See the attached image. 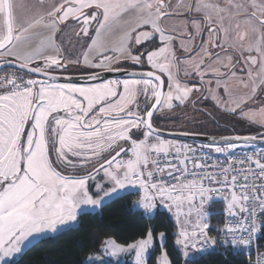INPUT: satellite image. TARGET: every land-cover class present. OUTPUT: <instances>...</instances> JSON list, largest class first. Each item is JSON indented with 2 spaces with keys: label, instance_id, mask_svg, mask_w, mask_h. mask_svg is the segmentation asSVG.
<instances>
[{
  "label": "snow or ice",
  "instance_id": "6c2138e0",
  "mask_svg": "<svg viewBox=\"0 0 264 264\" xmlns=\"http://www.w3.org/2000/svg\"><path fill=\"white\" fill-rule=\"evenodd\" d=\"M175 18L183 24L169 31L165 22ZM69 20L75 22L76 37L88 38L83 65L123 72L126 78L86 86L60 82L56 70L80 64L61 56L56 43ZM205 33L210 39L203 38ZM177 38L189 54L182 59L173 44ZM236 64L247 77L237 82L244 89L251 82L250 91L238 97L228 87L237 77ZM142 65L150 70H134ZM177 65L201 85L214 82L215 90L207 89L211 98L235 112L255 96L258 84L264 85V0H178L175 5L172 0H0V69H13L0 75V264H18L17 257L30 247L76 230L80 215L96 214L130 192L139 196L134 210L151 216L159 201L175 215L180 227L174 245L184 264H199L217 244L203 212L212 193H228L221 198L236 221L221 230L222 242L237 249L251 245L264 230V158L247 156L248 169L241 160L239 170L229 164L216 175L188 145L170 156L171 142L160 138L153 117L200 91L175 78ZM89 79L98 80V73ZM220 88L227 101L217 95ZM242 115L256 122L255 111ZM258 115L264 125V108ZM255 139L223 138L228 149L235 147L231 141L250 144ZM214 150L225 152L219 146ZM70 168L75 174L68 173ZM193 214L195 225L185 227ZM153 231L126 246L105 240L103 253L89 256V264L125 252L134 253V264H148ZM158 239L163 247L165 233ZM156 264H172L170 254L161 252Z\"/></svg>",
  "mask_w": 264,
  "mask_h": 264
},
{
  "label": "rangeland",
  "instance_id": "374dc122",
  "mask_svg": "<svg viewBox=\"0 0 264 264\" xmlns=\"http://www.w3.org/2000/svg\"><path fill=\"white\" fill-rule=\"evenodd\" d=\"M172 2L174 5L176 4L175 0H172ZM194 2L195 0H190L189 4H194ZM182 12H185V14L188 16L196 15L195 13L186 12V10ZM74 23L75 22L71 20L70 25L67 30L68 34L66 35L68 36V43H67V36L64 34V32L63 34L59 33L57 37V41H56V43L60 45V47L62 48L61 53L64 57H66L67 61L79 60L78 49L75 48V44H76V36L74 35L75 29L72 27ZM182 24L183 22H181L180 20H177L175 22L169 21L168 25H172V26H169L168 28L169 30H171L173 26L181 27ZM188 30L191 31L190 26ZM61 38H65L66 43H62L63 40ZM203 38L210 39L207 33L204 34ZM200 40H201V37L197 36L195 43L199 44ZM173 44L175 45V49L177 52V58L182 59L183 55H185L186 53H184L183 49L180 47L181 43L180 44L173 43ZM208 47H211V45L209 44ZM212 50L214 52L219 51L218 49H212ZM232 54L234 56H239V53H232ZM245 55H247V53H245ZM67 66L69 67L68 69H66L67 68L66 67L63 70H56L55 75L71 77V76H82L90 72H94V71H85L81 69V67H79V64H75V63H68ZM183 68H184L183 65H177L176 68H173L172 71H173L175 78L178 79L181 82V84H185L188 86H192V85L199 86L200 91L194 90L189 100H187L184 104H179L178 101H173L172 109H167L166 107H162L160 111H158L156 115L157 117L154 121V127L157 128V130L164 131V132H171V133H188V134H199V135H205V136H214L217 133H230V132H236L237 135L240 137H253V136L264 134V125H262L259 122L260 117L258 115L259 110L261 108H264V85L258 84L255 96L252 99L248 100V102L243 104L240 108H237L235 112H231V111L225 110V107L218 106L217 101L212 99L211 95L207 91L209 87L215 90L214 82L212 85H208L207 83H205L204 85H201L198 77H195L194 74L186 76L184 74ZM142 69H144L145 71L150 70L146 65H142ZM233 70L237 72V77L235 79L228 81V87L231 93L233 94V96L238 97L250 91L251 82L249 83V88L244 89L237 82L240 79H247L246 75L241 72V65L236 64ZM11 71H13V69L7 70V72H11ZM99 71L102 72V70H99ZM246 71L247 69L244 70L245 73ZM254 71H255V68H254ZM161 78L165 80V93H166L168 91V88L166 86L167 77L166 75H162ZM208 78L209 77H206V79ZM217 95L220 96L222 100L224 101H227L229 99V97L225 95L223 88H220L219 90H217ZM203 96L207 98L204 97V99H202ZM139 99L143 101L144 97L141 96L139 97ZM227 107L230 108L232 107V105L228 104ZM249 111H255L257 113V115L255 116L256 122H251L249 121V119L245 118L242 115V112H249ZM249 127H251L252 130ZM255 129H257L260 133H255L254 132ZM133 133L136 134L135 129H133ZM162 140L171 142L172 146L170 147L169 154H172L175 152L176 150L175 147L177 145H180V144L186 145V143H182L179 141H173V140H168V139H162ZM121 143H124V142H121ZM125 147H128V145L125 144ZM196 147L202 148L203 150L208 151L210 154L217 155V156L225 154L234 149V148L232 149L225 148V152L217 153L214 150L215 148H206V147H200V146H196ZM237 148L244 149L248 147L240 146ZM75 171H76L75 169L70 168L68 170V173L75 174ZM97 179H99V177ZM223 203L227 207V202L224 199H223ZM157 204H159V201H157ZM185 210H186V207H185ZM161 211L168 212L164 208ZM208 217H209L208 212L204 211V220L207 223H209ZM189 219L191 223L185 225V227L191 228L196 223V215L193 214ZM183 220H184V217L182 216L181 222H183ZM176 224L179 230L180 225L177 223V220H176ZM59 234H54L50 238H46L42 241L54 238ZM103 242L104 241L99 240V244L102 247L101 253H103ZM158 243L160 245L159 239H158ZM164 244H165V241H164ZM154 250H155V242H154L153 248L150 249L148 253V260L150 256L153 254ZM22 255H19L17 257V261L21 259ZM129 259H131V261H127ZM134 259L135 257H134L133 252H125V253H120L118 258H112L110 256L104 255L103 260L95 261V264H134ZM87 264H89V262H87Z\"/></svg>",
  "mask_w": 264,
  "mask_h": 264
},
{
  "label": "trees",
  "instance_id": "16d2710c",
  "mask_svg": "<svg viewBox=\"0 0 264 264\" xmlns=\"http://www.w3.org/2000/svg\"><path fill=\"white\" fill-rule=\"evenodd\" d=\"M254 132L260 133L257 129ZM231 135L238 136L236 132ZM138 199L137 194H128L112 201L96 214L79 216V227L76 230L64 231L29 248L18 264H87L89 256L101 253L99 240L114 239L118 244L126 246L144 237L149 229L154 230L155 250L148 264H156L163 251L170 254L172 264H184L174 245V237L178 231L175 221L166 212H157L153 217H148L141 211L134 210L132 206ZM206 212L209 214V235L214 237L223 225L227 207L223 202H217L211 204ZM160 232L165 233L163 247L158 243ZM249 262L250 258L241 251L219 248L199 260V264H249Z\"/></svg>",
  "mask_w": 264,
  "mask_h": 264
},
{
  "label": "built area",
  "instance_id": "2783aa9c",
  "mask_svg": "<svg viewBox=\"0 0 264 264\" xmlns=\"http://www.w3.org/2000/svg\"><path fill=\"white\" fill-rule=\"evenodd\" d=\"M186 145L196 149L195 159L198 162L205 164L207 171H211L216 175H220L221 170L223 168L229 167V164L234 165L235 168L239 170L241 168V164H240L241 160L245 161L242 167L244 169H248L250 165L246 160L247 156H253L254 158H256L257 155L260 154L261 157L264 158V146L248 147L244 149L234 148L233 150L225 154L217 156V155L210 154L208 151L203 150L202 148H198L194 145H191V144H186ZM175 154L176 153L174 152L170 154V156H174ZM191 168H192V165L189 164V169ZM230 175H231V170H230ZM165 178L170 180V178L167 177L166 174H165ZM205 184H207V181H205ZM211 195H212V200L205 203L203 212L206 211L210 207L211 204L217 203V202H223V199L221 198V196L228 195V193H212ZM235 222H236L235 219L232 217H229L227 215V212L224 214L223 225L220 229L217 230V233L214 236L217 239V244L215 246H210L207 252L203 256L212 254L218 248L219 249H234V250L245 253L250 258L249 264H264V250H263L264 230L260 231L256 235L251 245L247 248L241 247L237 249V248H233L231 246L225 245L222 242L223 232L221 230L224 229L225 225L234 224Z\"/></svg>",
  "mask_w": 264,
  "mask_h": 264
},
{
  "label": "water",
  "instance_id": "95a60500",
  "mask_svg": "<svg viewBox=\"0 0 264 264\" xmlns=\"http://www.w3.org/2000/svg\"><path fill=\"white\" fill-rule=\"evenodd\" d=\"M7 69V68H6ZM12 69V68H11ZM4 69H0L3 71ZM139 72V71H137ZM91 75V74H90ZM90 75H83V76H57L62 83H73L76 84L77 86H86L89 84H98V83H105L108 80H115V79H124L125 74L123 72L116 73V72H98L99 79L96 81H91L89 79ZM163 79V78H162ZM165 92V87L163 89ZM157 114V113H156ZM154 115V117L156 116ZM153 117V119H154ZM158 134L160 138L162 139H168V140H173V141H179L182 143L186 144H192L196 146L203 147L207 145L208 147L206 148H215L217 146L223 147V148H228L227 143L223 140L224 137H216V136H205V135H199V134H188V135H182V133H171V132H164V131H159ZM226 137H236V136H226ZM240 137V136H239ZM256 139L252 141L250 144L244 142L243 140L241 141H231L235 145L234 148L240 147V146H246V147H262L264 146V134L254 136Z\"/></svg>",
  "mask_w": 264,
  "mask_h": 264
},
{
  "label": "crops",
  "instance_id": "0c3cea01",
  "mask_svg": "<svg viewBox=\"0 0 264 264\" xmlns=\"http://www.w3.org/2000/svg\"><path fill=\"white\" fill-rule=\"evenodd\" d=\"M178 2V0H175V3H177ZM189 2H190V0H184V3H188L189 4ZM181 11H185L184 9H181ZM177 20H180L181 22H183V19L182 18H175V19H171V20H168V21H166L165 23H166V25H167V27H169V26H172V25H168V22L170 21V22H175V21H177ZM70 21L71 20H69L67 23H68V25H70ZM62 27V26H61ZM67 30H68V28L67 29H65L64 30V34L66 35V34H68L67 33ZM168 30H169V28H168ZM169 31H171V30H169ZM175 34V33H174ZM58 35H59V32L56 34V41H57V37H58ZM176 35H178V34H176ZM67 36V35H66ZM62 40H63V42L62 43H66L65 41V38H61ZM88 38L87 37H80V38H78V37H76V44H75V48L76 49H78V57H79V60H80V64H79V67H81V69H83V70H85V71H95V72H101V71H99L98 69L97 70H93V69H88V68H86L84 65H83V55H84V53H85V51H86V46H85V41L87 40ZM67 43H68V36H67ZM173 43H176V44H180L181 43V40L179 39V38H177L176 40H174L173 41ZM60 55L62 56V53H60ZM64 57V56H63ZM65 59H66V57H64ZM183 85H185V84H183ZM180 146H183L182 144H180V145H177L176 147H175V149L177 148V147H180ZM129 194H135L134 192H130ZM163 208L161 207V206H159V204H158V208L156 209L157 211H155V213H153L151 216H148V217H153L157 212H163V211H161ZM100 211V210H99ZM98 211V212H99ZM207 211V210H206ZM166 213H168V212H166ZM171 217H173L172 219L175 221V223H176V217H175V215L173 214V213H168ZM209 224V223H208ZM209 228H210V225H209ZM209 228H208V230H209ZM127 261H131V259H129V260H127ZM87 262H89L88 260H87ZM86 262V263H87ZM129 263V262H128Z\"/></svg>",
  "mask_w": 264,
  "mask_h": 264
},
{
  "label": "flooded vegetation",
  "instance_id": "af4514ba",
  "mask_svg": "<svg viewBox=\"0 0 264 264\" xmlns=\"http://www.w3.org/2000/svg\"><path fill=\"white\" fill-rule=\"evenodd\" d=\"M185 55H189V54H185ZM185 55H183V57H184ZM62 56H63V55H62ZM68 68H69V67L67 66L66 69H68ZM8 69H11V68L4 69L3 71H1L0 75H4V74H6V72H7ZM134 70H135V71H145L144 69H142V66H134ZM90 74H92V73H88V74H85V75H90ZM82 76H83V75H82ZM71 77H72V76H71ZM73 77H74V76H73ZM204 97H205V96H203L202 99H204ZM157 113H158V112H157ZM156 115H157V114H156ZM156 117H157V116H155L154 119H153V124H154V121H155ZM231 134H233V132H230V133H217V134L214 135V136H216V137L234 136V135H231Z\"/></svg>",
  "mask_w": 264,
  "mask_h": 264
}]
</instances>
